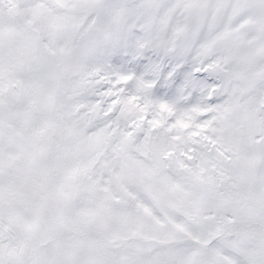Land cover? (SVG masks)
Masks as SVG:
<instances>
[{"label": "snow or ice", "instance_id": "1", "mask_svg": "<svg viewBox=\"0 0 264 264\" xmlns=\"http://www.w3.org/2000/svg\"><path fill=\"white\" fill-rule=\"evenodd\" d=\"M0 264H264V0H0Z\"/></svg>", "mask_w": 264, "mask_h": 264}]
</instances>
